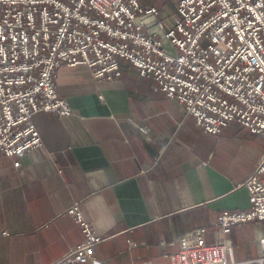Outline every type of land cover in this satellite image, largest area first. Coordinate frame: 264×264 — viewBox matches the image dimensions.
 Instances as JSON below:
<instances>
[{
  "label": "crops",
  "instance_id": "obj_1",
  "mask_svg": "<svg viewBox=\"0 0 264 264\" xmlns=\"http://www.w3.org/2000/svg\"><path fill=\"white\" fill-rule=\"evenodd\" d=\"M122 75L98 80L62 66L56 83L72 114L39 111L42 144L0 156V264H53L84 240L68 208L79 203L104 241L86 264H171L187 233L226 211L253 206L244 185L264 154L262 135L234 124L198 125L177 99L121 60ZM237 264H257L264 221L226 235Z\"/></svg>",
  "mask_w": 264,
  "mask_h": 264
},
{
  "label": "built area",
  "instance_id": "obj_2",
  "mask_svg": "<svg viewBox=\"0 0 264 264\" xmlns=\"http://www.w3.org/2000/svg\"><path fill=\"white\" fill-rule=\"evenodd\" d=\"M167 14L142 0H0V156L42 144L33 117L69 116L56 83L60 67L85 65L98 80L122 75L121 60L193 115L212 134L238 124L264 136V0H175ZM170 19V20H169ZM244 185L253 206L226 211L216 239L197 228L179 241L171 264H237L226 235L264 221V154ZM84 240L53 264H86L104 241L79 203L68 208ZM264 264V237L260 258Z\"/></svg>",
  "mask_w": 264,
  "mask_h": 264
},
{
  "label": "rangeland",
  "instance_id": "obj_3",
  "mask_svg": "<svg viewBox=\"0 0 264 264\" xmlns=\"http://www.w3.org/2000/svg\"><path fill=\"white\" fill-rule=\"evenodd\" d=\"M144 4H155L159 9L164 10L167 14L174 13L176 10L175 0H142ZM170 20V19H169ZM264 144V137L262 139Z\"/></svg>",
  "mask_w": 264,
  "mask_h": 264
}]
</instances>
